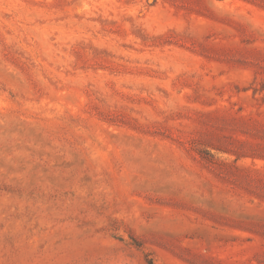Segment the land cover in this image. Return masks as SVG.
I'll return each instance as SVG.
<instances>
[{
    "label": "rangeland",
    "instance_id": "rangeland-1",
    "mask_svg": "<svg viewBox=\"0 0 264 264\" xmlns=\"http://www.w3.org/2000/svg\"><path fill=\"white\" fill-rule=\"evenodd\" d=\"M0 264H264V0H0Z\"/></svg>",
    "mask_w": 264,
    "mask_h": 264
},
{
    "label": "bare ground",
    "instance_id": "bare-ground-1",
    "mask_svg": "<svg viewBox=\"0 0 264 264\" xmlns=\"http://www.w3.org/2000/svg\"><path fill=\"white\" fill-rule=\"evenodd\" d=\"M158 12V11H157ZM163 13V12H162ZM162 13H160V14H162ZM160 16V15H159ZM167 16V15H166ZM154 17H156V16H154ZM164 17H165V15H164ZM159 18V17H158ZM165 19V18H164ZM175 20V19H174ZM166 21V20H165ZM172 21V20H171ZM218 29V28H217ZM120 140V139H119ZM121 140H123V139H121ZM125 140V139H124ZM121 142V141H120ZM123 143V142H122ZM125 143V142H124ZM119 145V144H118ZM129 147V146H128ZM125 152V151H124ZM147 170V169H146ZM132 171V170H131ZM127 172H130V171H128L127 170ZM128 174V173H127ZM186 174V173H185ZM145 177V176H144ZM131 181V180H130ZM127 182H128V180H127ZM129 183V182H128ZM127 186V185H126Z\"/></svg>",
    "mask_w": 264,
    "mask_h": 264
}]
</instances>
